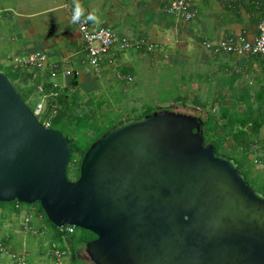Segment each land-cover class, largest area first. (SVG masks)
<instances>
[{
    "label": "water",
    "instance_id": "water-1",
    "mask_svg": "<svg viewBox=\"0 0 264 264\" xmlns=\"http://www.w3.org/2000/svg\"><path fill=\"white\" fill-rule=\"evenodd\" d=\"M69 139L41 123L0 68V201L39 202L49 221L96 235L94 264H264V194L167 108L121 119L70 180Z\"/></svg>",
    "mask_w": 264,
    "mask_h": 264
},
{
    "label": "crops",
    "instance_id": "crops-1",
    "mask_svg": "<svg viewBox=\"0 0 264 264\" xmlns=\"http://www.w3.org/2000/svg\"><path fill=\"white\" fill-rule=\"evenodd\" d=\"M3 1H9L10 4L0 7V18L11 23L9 26L12 33L2 49L1 58L11 60L8 63L13 64L14 56L23 59L30 52L41 50L46 53L49 62L61 63L56 78L50 76L47 67L40 68L39 76L43 80L52 81L61 88H68L70 76L65 75L64 70L73 69L77 71L79 88L86 91L93 87V70H86V65H90L87 63L82 33L70 18V12L74 10L76 3H80L85 9L82 21L91 27L107 25L120 39L126 38L130 46L133 45L116 52L113 55L114 63L105 65L107 67L118 63L119 68L125 67L128 71H133L130 75L118 69L129 79L136 75L133 60L137 55L151 54L154 51L160 60L166 58L168 61L180 62L184 58L180 52H190V46L193 49L201 47L203 51H214L205 46L207 41L229 38L241 32H245L252 39L256 34L258 21L264 19V0H190L195 13L191 19L168 12L169 0ZM94 10L99 19L87 20L88 12ZM150 45L152 48L149 49ZM134 49L136 53L133 52ZM251 56L264 63L263 57ZM14 63L22 65L21 62ZM81 248L71 256L74 264H77L76 261L91 264L92 261L88 263L87 258H83ZM41 250L33 253L35 259L31 262L29 257L32 253L28 258L25 256L27 264H48L50 255H44V249ZM4 252L0 251V264H8L3 261Z\"/></svg>",
    "mask_w": 264,
    "mask_h": 264
},
{
    "label": "rangeland",
    "instance_id": "rangeland-1",
    "mask_svg": "<svg viewBox=\"0 0 264 264\" xmlns=\"http://www.w3.org/2000/svg\"><path fill=\"white\" fill-rule=\"evenodd\" d=\"M8 4H10L9 1L0 0V7H5ZM9 24L11 23L8 20L0 18V67L5 72L9 71V66L15 65L14 61L19 57L14 56L13 64H9L8 62L11 60L8 61L5 57L1 58L2 49L10 40L9 37L12 33ZM3 39L5 40L2 45ZM188 49L190 52L185 53L186 55L180 52L184 55L180 62L168 61L166 58L160 60L154 51H151V54L137 55V58L133 60L136 75L131 79L123 78L122 73L118 75L120 72L118 63L107 67L102 64L98 70L86 65L87 71L93 70V87L87 91L79 88L81 98L79 104L75 106L76 111L87 110L91 96H101L106 99L107 104L103 105V110L113 109L122 115L125 112L130 115L141 113L151 105L158 109L167 108L202 118L211 113L222 120L221 113L223 111L240 112L246 109L244 96L252 100L254 108L257 107L254 101V91L264 87V63L261 59L251 55L235 56L221 51H203L201 47L193 49L190 46ZM118 51H124V49L114 48L115 53ZM133 52L136 53L135 49ZM163 54L167 56L165 53ZM169 55L170 52L167 57ZM5 62L8 64L5 65ZM17 83L19 86L29 85L31 80L25 78L24 81L17 80ZM15 86L18 87L16 83ZM162 92L165 96H169V93H174V96L184 95L185 102L172 100L174 96L169 100H161L159 97ZM34 96L35 98L31 100L32 103H35L37 99L40 100L41 97L37 98L38 94ZM116 99L119 100L116 101ZM29 104L33 106L31 103ZM262 109L264 112V106ZM248 130L250 132V128ZM253 139L255 138L253 137ZM240 149L241 147L232 152L239 154ZM226 150L231 151L225 142H221V151ZM218 151L221 152L219 149ZM247 153L248 163L245 166L249 169L250 177L253 180L255 178L259 182H264V126L260 131L259 142L256 145H251ZM73 165L75 166V163ZM247 178L253 188L261 190L249 177ZM25 208L22 212H26ZM7 212L6 209L0 207V240L4 236H9L11 241L10 247L0 245V251H5L2 254L3 261L10 264L9 252L12 250L21 252L26 258L32 253L29 257L30 262L35 259L33 253L38 252L39 249H44L43 254L49 256L51 247H49L50 237L47 227L45 226L46 228L44 227L41 231L40 227H43V224L36 221L34 224L29 222L30 229H28L22 224L23 214L21 212L19 214ZM65 246L68 253L64 260L69 261L72 259L73 248L68 241ZM81 251L83 258H87L86 261L90 263L91 260L84 246ZM76 262L85 264L80 261ZM91 264L94 263L91 262Z\"/></svg>",
    "mask_w": 264,
    "mask_h": 264
},
{
    "label": "trees",
    "instance_id": "trees-1",
    "mask_svg": "<svg viewBox=\"0 0 264 264\" xmlns=\"http://www.w3.org/2000/svg\"><path fill=\"white\" fill-rule=\"evenodd\" d=\"M60 65L61 63H59V66ZM13 66H9V71L6 73L10 76L14 85L15 83L18 85V87L15 86L16 89L32 112L35 111V103L38 102V99L35 103L31 102V100L35 98L34 95L38 94L37 98L40 96L44 97L45 102L42 111L38 113L34 112L36 118L48 128L59 130L69 139L71 152L66 167V175L70 180H76L79 177L81 160L91 143L110 129L116 122L125 118L140 117L152 113L155 110H159L149 105L141 113L130 115L125 112L124 115H122L113 109L103 110V105L107 104L106 99L101 96H91L87 110L77 112L75 106L79 104L81 97L76 70H74V74L70 76L69 87L61 88L52 81L43 80L39 76L40 68L32 66L23 67L22 65ZM120 70L123 73L128 72L130 75L133 74V71H128L125 67L122 69L120 68ZM25 78H29L31 84L19 86L17 80L24 81ZM172 96H174V93H169V96H165L162 92L159 99L169 100ZM118 100L119 99H116V101ZM172 100L184 103L185 96L175 95ZM254 101L257 104L256 108L253 107L254 103L252 100L244 96L246 109L240 112L223 111L221 113L222 120L208 113L207 116L203 118V135L206 143L210 142L216 147L217 153L234 159L238 164V169L245 175L249 185L253 187L247 177L261 189L256 190L264 194V182H259L255 178L253 180V178L250 177L249 169L245 166L248 163V148L259 142L260 131L264 126V112L262 109L264 106V87L254 91ZM29 103L33 104V106ZM248 128H250V132ZM253 137L255 139H253ZM221 142H225L231 151H221ZM239 147H241L239 154L232 152L236 151ZM218 149L221 152H219ZM73 163H75V166ZM0 207L6 209L8 211L7 213L15 212L16 214L22 212L26 207V213L31 216L30 224H34L36 221L42 223L43 227H40L41 231L45 226L47 227V232H49L50 237L49 247L62 249L66 255L68 253L65 246L67 241L70 242L74 252L79 247L85 246L86 242L96 237L94 233L76 226L73 227L72 232L68 231L66 226H56L49 221L39 202L28 204L17 200L0 201ZM76 230H79V232H76ZM10 244L11 241L9 236H4L0 240V245L3 247H8ZM68 264H74V261L70 259Z\"/></svg>",
    "mask_w": 264,
    "mask_h": 264
},
{
    "label": "built area",
    "instance_id": "built-area-1",
    "mask_svg": "<svg viewBox=\"0 0 264 264\" xmlns=\"http://www.w3.org/2000/svg\"><path fill=\"white\" fill-rule=\"evenodd\" d=\"M167 11L182 15L185 19H191L195 14L190 0H170L167 5ZM72 14L73 10L70 12L71 19ZM74 23L78 25V28L82 33L87 63L96 70L100 69L99 67L102 64L106 65L114 63V48L117 50H125L130 45L126 38L120 39L112 28L107 25L91 27L87 22L82 20ZM205 46L209 49H213L214 51L230 53L236 56L259 55L264 58V19H260L258 21L256 34L252 39H249L245 32H241L229 38L207 41ZM148 48H152V45ZM15 62H21L22 66H32L37 68L47 67L52 78H56L60 68L58 62H49L48 56L41 50L32 51L23 59L17 57ZM64 72L65 75L68 76H72L74 74L73 69H66ZM119 73L120 72H118V75ZM122 77L129 78L125 75ZM44 102L45 100L42 96L34 107L35 113L42 111ZM21 213L23 214L22 224H24L26 228L30 229L29 222L31 220V216L26 212ZM66 227L68 231H73L74 226L66 225ZM9 254L11 259L10 264H27L25 256L18 251L12 250ZM49 255L50 263L48 264H68V261L64 260L67 256L62 249L52 247L49 251Z\"/></svg>",
    "mask_w": 264,
    "mask_h": 264
},
{
    "label": "clouds",
    "instance_id": "clouds-1",
    "mask_svg": "<svg viewBox=\"0 0 264 264\" xmlns=\"http://www.w3.org/2000/svg\"><path fill=\"white\" fill-rule=\"evenodd\" d=\"M84 12L85 9L83 8V6L80 3H76L72 14V21L73 22L81 21V18L84 16ZM86 19L97 21L99 18L97 12L94 10L88 12Z\"/></svg>",
    "mask_w": 264,
    "mask_h": 264
}]
</instances>
